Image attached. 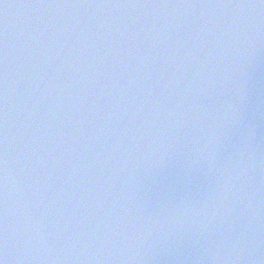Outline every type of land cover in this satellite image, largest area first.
Listing matches in <instances>:
<instances>
[{"label":"water","instance_id":"obj_1","mask_svg":"<svg viewBox=\"0 0 264 264\" xmlns=\"http://www.w3.org/2000/svg\"><path fill=\"white\" fill-rule=\"evenodd\" d=\"M3 264H264V0H0Z\"/></svg>","mask_w":264,"mask_h":264},{"label":"snow or ice","instance_id":"obj_2","mask_svg":"<svg viewBox=\"0 0 264 264\" xmlns=\"http://www.w3.org/2000/svg\"><path fill=\"white\" fill-rule=\"evenodd\" d=\"M0 264H3V262H2V261H0Z\"/></svg>","mask_w":264,"mask_h":264}]
</instances>
